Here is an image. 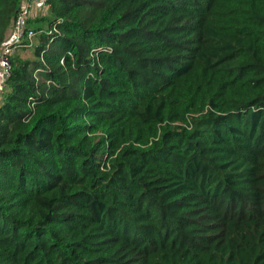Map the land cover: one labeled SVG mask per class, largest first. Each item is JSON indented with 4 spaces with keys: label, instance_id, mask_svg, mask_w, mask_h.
Listing matches in <instances>:
<instances>
[{
    "label": "trees",
    "instance_id": "obj_1",
    "mask_svg": "<svg viewBox=\"0 0 264 264\" xmlns=\"http://www.w3.org/2000/svg\"><path fill=\"white\" fill-rule=\"evenodd\" d=\"M47 3L0 103V264H264V0Z\"/></svg>",
    "mask_w": 264,
    "mask_h": 264
},
{
    "label": "built area",
    "instance_id": "obj_2",
    "mask_svg": "<svg viewBox=\"0 0 264 264\" xmlns=\"http://www.w3.org/2000/svg\"><path fill=\"white\" fill-rule=\"evenodd\" d=\"M48 9L47 0H22L21 7L13 19L5 41L0 46V103L13 71V57L18 49L31 47L38 31L30 21ZM101 50V49H100ZM99 49H96L98 53ZM64 62V59L61 61ZM36 70L35 77L39 79Z\"/></svg>",
    "mask_w": 264,
    "mask_h": 264
},
{
    "label": "rangeland",
    "instance_id": "obj_3",
    "mask_svg": "<svg viewBox=\"0 0 264 264\" xmlns=\"http://www.w3.org/2000/svg\"><path fill=\"white\" fill-rule=\"evenodd\" d=\"M47 15H49V11H48V10H46V11L43 12V13H41L39 17H45V16H47ZM40 23H41V22L38 21V23H36V25H33V26L36 27L37 24L40 25ZM34 40H35L34 42H37V37L34 38ZM17 52L20 53V55H21L22 58H33V57H34V49H33V47H32V48H31V47H27V48L24 49V50H22V48H21V49H18Z\"/></svg>",
    "mask_w": 264,
    "mask_h": 264
}]
</instances>
